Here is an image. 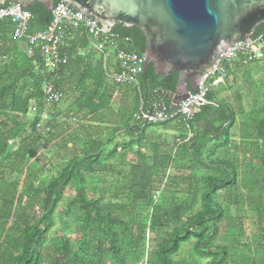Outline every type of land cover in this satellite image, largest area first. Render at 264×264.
<instances>
[{
  "label": "trees",
  "instance_id": "16d2710c",
  "mask_svg": "<svg viewBox=\"0 0 264 264\" xmlns=\"http://www.w3.org/2000/svg\"><path fill=\"white\" fill-rule=\"evenodd\" d=\"M9 4L18 3L0 7ZM23 9L31 14L27 33L49 24L41 3ZM12 29L0 20V264H228L229 252L217 242L225 220L218 199H240L241 191L264 216V104L261 117L245 123L250 140L241 141L249 154L229 158L224 152L237 111L216 100L212 88L206 99L213 104L201 106L192 120L144 123L136 118L139 107L148 109L157 96L172 109L167 94L175 90L176 73L162 77L149 65L137 87L116 85L84 36L70 41L67 63L49 71L39 51L14 39ZM111 32L119 48L142 55L137 27L116 24ZM259 36L264 23L253 38ZM47 82L61 94L49 107ZM104 176L109 185L98 187ZM69 186L65 209L78 215L67 233L56 212ZM259 232L264 250V225ZM191 241L189 259H177Z\"/></svg>",
  "mask_w": 264,
  "mask_h": 264
},
{
  "label": "water",
  "instance_id": "95a60500",
  "mask_svg": "<svg viewBox=\"0 0 264 264\" xmlns=\"http://www.w3.org/2000/svg\"><path fill=\"white\" fill-rule=\"evenodd\" d=\"M8 0H0V6ZM28 8L41 3L50 12L55 2L79 11L110 33L116 24L137 27L144 37L145 75L149 65L167 77L177 74L172 108L196 92L227 48L253 39L264 23V0H10Z\"/></svg>",
  "mask_w": 264,
  "mask_h": 264
},
{
  "label": "built area",
  "instance_id": "2783aa9c",
  "mask_svg": "<svg viewBox=\"0 0 264 264\" xmlns=\"http://www.w3.org/2000/svg\"><path fill=\"white\" fill-rule=\"evenodd\" d=\"M51 19L43 31L27 33V23L31 18L29 11L20 4H9L0 7V20L8 19L12 24V37L26 42L37 49L43 60L44 67L53 71L67 63L69 55L65 52L70 41L77 37L88 38L91 50L98 53L103 62L107 76L116 85L138 86V78L143 72L144 57L133 51L118 47V37L115 33H103L99 26L92 24L89 18L79 11L72 10L63 2L55 3L50 10ZM263 39L261 36L249 42H239L222 52L212 70L205 74L196 92L189 93L176 106L169 110L160 96L144 110L142 105L136 114L138 120L144 123L155 124L175 120L180 117L184 122L192 120L201 106L213 104L206 99V94L215 86L224 83L227 77V67L238 55L248 61H257L263 58ZM78 50L76 54H79ZM43 101L47 107L57 104L61 100L60 92L51 82L43 86ZM36 108L31 105L30 112Z\"/></svg>",
  "mask_w": 264,
  "mask_h": 264
},
{
  "label": "rangeland",
  "instance_id": "374dc122",
  "mask_svg": "<svg viewBox=\"0 0 264 264\" xmlns=\"http://www.w3.org/2000/svg\"><path fill=\"white\" fill-rule=\"evenodd\" d=\"M260 83V82H259ZM66 101L63 99L60 107L63 108ZM156 134L159 129H149ZM164 134H169L170 136H176L177 133L173 131H165ZM144 155H149L150 150L148 146L143 149ZM128 159L134 160L132 153L127 155ZM98 187H107L109 185L108 181L111 180L110 177L104 176L98 179ZM110 182V181H109ZM108 194L105 195V198ZM158 196V192L154 194ZM240 199L234 198L232 194L230 199L219 198L218 202L224 208V222L221 225L219 236L217 242L224 245L229 252L228 264H262L264 261V250L260 247V232L259 224L264 225V216H259L257 211V201L256 199L247 200L241 191L238 192ZM73 196V188L69 186L62 201L59 203V208L57 209L56 215H61L64 219V224L66 225L67 233L72 232L76 226V216L78 213L73 209L66 208L68 200ZM173 197H179V195H170ZM243 196V197H242ZM62 225L55 220L54 229H61ZM152 236V235H151ZM192 247V241L183 244L179 253L177 254V259H189V250Z\"/></svg>",
  "mask_w": 264,
  "mask_h": 264
},
{
  "label": "crops",
  "instance_id": "0c3cea01",
  "mask_svg": "<svg viewBox=\"0 0 264 264\" xmlns=\"http://www.w3.org/2000/svg\"><path fill=\"white\" fill-rule=\"evenodd\" d=\"M263 58L261 60L248 61L242 55H238L227 67V77L224 83L211 89L214 98L231 104L237 111L235 125L231 130V140L224 154L229 158L232 155L242 154V158L250 152V146L242 140L249 142L251 127L246 122L258 120L262 114L259 108L264 104V36ZM81 51L79 54L81 55ZM260 82V83H259ZM62 103V102H61ZM243 131H240V129ZM249 128V131H247ZM246 163V161H242Z\"/></svg>",
  "mask_w": 264,
  "mask_h": 264
}]
</instances>
